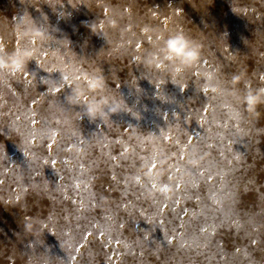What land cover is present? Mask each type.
I'll return each instance as SVG.
<instances>
[{
	"label": "rangeland",
	"instance_id": "obj_1",
	"mask_svg": "<svg viewBox=\"0 0 264 264\" xmlns=\"http://www.w3.org/2000/svg\"><path fill=\"white\" fill-rule=\"evenodd\" d=\"M177 31L199 61L148 68ZM21 49L23 74L0 71V264H264V104L242 105L264 89V0H0V55ZM101 97L121 110L89 119Z\"/></svg>",
	"mask_w": 264,
	"mask_h": 264
},
{
	"label": "clouds",
	"instance_id": "obj_2",
	"mask_svg": "<svg viewBox=\"0 0 264 264\" xmlns=\"http://www.w3.org/2000/svg\"><path fill=\"white\" fill-rule=\"evenodd\" d=\"M109 19L112 20L114 13L109 10ZM115 23V20H112ZM21 23H29L28 17L24 16ZM107 23V21L105 22ZM84 25L92 32L97 30L95 24L84 22ZM158 30L144 27V33L157 32ZM30 35L36 39H44L45 33L39 29H32ZM158 43L157 52L149 53L144 60L145 65L155 71H167L170 75H175L184 69L194 66L201 57V46L190 40L183 32L177 31L174 34L164 36L159 33L156 36ZM33 51L29 49H21L8 54L0 55V71L23 74L29 60L33 59ZM105 88L104 77L100 74H95L86 80L85 86L77 84L72 90L70 99L73 103L82 100L85 94L95 95L102 92ZM238 99H241L238 97ZM264 104V89L246 92L242 97V105L246 114L251 118V114L255 113L260 105ZM121 103L117 100L109 101L108 98L101 97L98 100L93 99L86 103L85 114L89 119L101 117L108 119L109 114H116L121 110ZM106 109V111H105ZM162 164L163 161H158ZM195 163V161H190ZM153 178H158L161 175L160 171L154 170L149 173ZM156 191L162 196L168 197L171 189L165 185L157 184ZM25 231L34 236H39L40 231L37 228L35 221L29 220L25 222Z\"/></svg>",
	"mask_w": 264,
	"mask_h": 264
},
{
	"label": "snow or ice",
	"instance_id": "obj_3",
	"mask_svg": "<svg viewBox=\"0 0 264 264\" xmlns=\"http://www.w3.org/2000/svg\"><path fill=\"white\" fill-rule=\"evenodd\" d=\"M220 226H223V221H221ZM201 231H204V229H201Z\"/></svg>",
	"mask_w": 264,
	"mask_h": 264
}]
</instances>
